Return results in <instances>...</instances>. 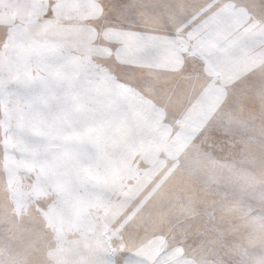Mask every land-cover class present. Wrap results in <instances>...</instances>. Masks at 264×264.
<instances>
[{
	"label": "rangeland",
	"instance_id": "obj_1",
	"mask_svg": "<svg viewBox=\"0 0 264 264\" xmlns=\"http://www.w3.org/2000/svg\"><path fill=\"white\" fill-rule=\"evenodd\" d=\"M0 264H264V0H0Z\"/></svg>",
	"mask_w": 264,
	"mask_h": 264
},
{
	"label": "snow or ice",
	"instance_id": "obj_2",
	"mask_svg": "<svg viewBox=\"0 0 264 264\" xmlns=\"http://www.w3.org/2000/svg\"><path fill=\"white\" fill-rule=\"evenodd\" d=\"M138 36H143L144 34H137ZM149 39L147 41L138 40L135 47H130L127 42L124 45V51L130 52L132 54L144 53L145 55H152L153 53H160V45L154 41L151 37L155 34H148Z\"/></svg>",
	"mask_w": 264,
	"mask_h": 264
},
{
	"label": "bare ground",
	"instance_id": "obj_3",
	"mask_svg": "<svg viewBox=\"0 0 264 264\" xmlns=\"http://www.w3.org/2000/svg\"><path fill=\"white\" fill-rule=\"evenodd\" d=\"M263 84V83H262ZM115 100L117 101V102H119L118 104H119V109H120V114L121 115H123L124 113H125V105H123V103H124V100L122 99V98H115ZM113 105L114 106H116V102L114 101L113 102ZM262 152V151H261ZM242 161V160H241ZM242 163H246V162H242ZM246 164H248V163H246ZM246 164H245V166H246Z\"/></svg>",
	"mask_w": 264,
	"mask_h": 264
}]
</instances>
